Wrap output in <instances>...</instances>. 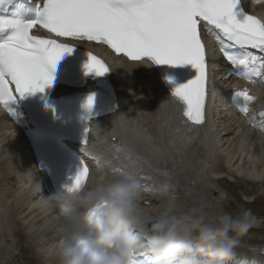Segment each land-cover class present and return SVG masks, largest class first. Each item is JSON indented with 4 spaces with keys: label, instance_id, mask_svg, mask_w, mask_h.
<instances>
[{
    "label": "bare ground",
    "instance_id": "6f19581e",
    "mask_svg": "<svg viewBox=\"0 0 264 264\" xmlns=\"http://www.w3.org/2000/svg\"><path fill=\"white\" fill-rule=\"evenodd\" d=\"M247 3L253 10L264 8V0ZM152 71L139 62L122 61L115 68V86L123 113L109 117L115 123L91 117V143L78 147L84 155L89 147H95L89 156L95 162L90 160L86 184H103L116 172L114 169L131 166L141 177L140 207L148 219L169 204L177 213L187 211L184 205H177L178 197L172 196L176 191L191 205L195 203L207 211L219 210L227 197L225 189L217 187L223 179L238 188L250 186L244 190L247 193H242L246 203L254 201L256 193H264V118L260 116L264 97L253 103L251 118L239 116L227 103L226 93L233 83L215 65L210 84L219 86L216 110L211 109L207 123L191 129L172 111L169 100L167 103L161 99L159 94L166 91L158 86ZM250 89L261 97L264 82L258 79ZM107 130L116 132L123 145L109 144ZM10 131L7 119L0 116V264H17L19 241L33 254L32 263L26 264H59L57 249L63 235L60 209L42 205L41 195H47L37 168L32 165L31 152L19 133L12 138L7 135ZM166 182L175 185L171 193L160 190ZM225 207L231 206L227 203ZM248 246H237L229 264L253 259L264 264L261 250Z\"/></svg>",
    "mask_w": 264,
    "mask_h": 264
},
{
    "label": "snow or ice",
    "instance_id": "6c2138e0",
    "mask_svg": "<svg viewBox=\"0 0 264 264\" xmlns=\"http://www.w3.org/2000/svg\"><path fill=\"white\" fill-rule=\"evenodd\" d=\"M34 11L35 19L27 23L0 19V29H14L8 40L0 42V106L11 115L15 112L10 105L17 97L52 87V71L73 50L70 44L33 35L36 26L56 37L106 45L132 61L191 65L195 76L175 87L171 95L182 105L183 116L197 126L206 122L209 96L205 34L215 39L218 51L232 66L229 75L249 82L260 78L264 82V19L249 14L244 0H42ZM84 68L85 75L95 76H103L110 70L91 52ZM230 100L247 116L257 97L247 88L233 89ZM93 104L94 98L89 96L86 102L89 112ZM260 116L264 118V111ZM261 130L264 131V124ZM88 141L89 127L85 129L82 145L87 146ZM89 175V167L82 161L67 190L85 184Z\"/></svg>",
    "mask_w": 264,
    "mask_h": 264
},
{
    "label": "clouds",
    "instance_id": "9594fccd",
    "mask_svg": "<svg viewBox=\"0 0 264 264\" xmlns=\"http://www.w3.org/2000/svg\"><path fill=\"white\" fill-rule=\"evenodd\" d=\"M174 187L166 182L160 190ZM142 190L141 177L129 166L100 185L41 195L42 205L60 209L59 264H138L140 255L152 264H229L237 238L256 224L251 209L233 214L199 205L177 213L169 204L148 219L140 207Z\"/></svg>",
    "mask_w": 264,
    "mask_h": 264
},
{
    "label": "rangeland",
    "instance_id": "374dc122",
    "mask_svg": "<svg viewBox=\"0 0 264 264\" xmlns=\"http://www.w3.org/2000/svg\"><path fill=\"white\" fill-rule=\"evenodd\" d=\"M96 169H99V168L95 167V170ZM183 175L186 178H188L187 174L184 173ZM177 181H179V180H177ZM217 187H221V188L225 189V193L227 195V197L223 201L224 202L223 205L221 204L219 206V209L221 208L224 211L231 212L233 214H236L242 208L251 209L252 213L257 218V221H259V222H256L257 224H255V227L250 228L246 234L239 236L237 238L238 242H239L237 246H243L245 244L247 246L249 245L248 246V247H250L249 249H253V250H257V251H258V249L264 250V222H263L264 221V193H261V194H260V192L256 193L253 197V198H255V200L252 201L251 203H246L243 200L244 196L242 195V193H244V190H246V188L250 189L249 185L244 184V185L240 186L239 187L240 189H239L236 186H232L231 183L227 179H223L222 184L219 183V185H217ZM178 191L180 192V190H178ZM169 193H171V191H169ZM245 193H247V191H245ZM172 194H173L172 196L178 197L176 199L177 205H184L186 209H189L193 206H197V204H195V203H192L193 205H191V203H188L181 195H178L177 191H176V193H172ZM215 195L217 196L218 193L217 194L215 193ZM227 203H229V205L231 207H228V208L225 207V205ZM229 208H230V210H229ZM209 211H214V209H212V210L210 209ZM21 242L19 241L21 251L19 250L20 254L19 253L16 254L15 260H16L17 264H26L27 262L30 263L32 256H33L32 251L28 250V249H24L23 248L24 242L23 241H21ZM23 258H24V260H23Z\"/></svg>",
    "mask_w": 264,
    "mask_h": 264
},
{
    "label": "water",
    "instance_id": "95a60500",
    "mask_svg": "<svg viewBox=\"0 0 264 264\" xmlns=\"http://www.w3.org/2000/svg\"><path fill=\"white\" fill-rule=\"evenodd\" d=\"M149 227H150V224H149Z\"/></svg>",
    "mask_w": 264,
    "mask_h": 264
}]
</instances>
